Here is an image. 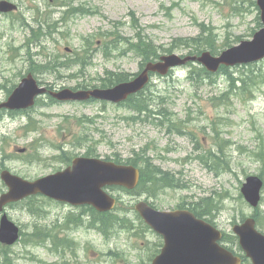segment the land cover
<instances>
[{"label":"rangeland","instance_id":"rangeland-1","mask_svg":"<svg viewBox=\"0 0 264 264\" xmlns=\"http://www.w3.org/2000/svg\"><path fill=\"white\" fill-rule=\"evenodd\" d=\"M7 1L19 10L11 15L0 14V101L6 96L3 88L19 85L29 72L56 90L95 84L105 73L138 75L148 61L143 55L145 45L149 49L154 45L158 56H192L194 48L200 53L219 54L237 43L252 40L262 28L256 0ZM81 50L95 56L86 76L71 78V71L58 68L57 62L52 70L36 72L37 66L54 56L68 57ZM193 68L182 66L166 77L152 79L145 91L152 111L138 109L130 102L52 106L40 103L27 114H6L0 120V172L4 164L15 174L35 180L63 170L62 164L51 161L57 148L82 156V141L87 134L99 141L97 157L101 158L118 153L128 159L133 150L138 152L151 143L148 156L183 184L164 193L159 191L158 199H150L157 208L175 210L181 203L185 208L196 207L200 213L204 205L208 218L228 234L234 224L248 217H253L257 229L264 233V187L258 210L241 193L250 176H261L264 182V60L222 70L212 81H204L201 74L196 75L195 82L189 80ZM227 90L233 93L225 98L222 94ZM43 101L48 103L47 97ZM165 108L168 114L163 130L148 123L151 112ZM89 118H94L95 123L90 124ZM78 120L84 121L82 126ZM172 125L173 130L182 133L169 134ZM19 149L26 152L19 153ZM36 151L44 161L28 163ZM11 155L14 157L8 159ZM5 190L0 178V194ZM113 193L121 196L127 210L146 199V195L119 190ZM70 211L80 212L40 200L8 206L10 218L29 237L26 243L21 241L10 247L11 255H0V264H10L11 260L14 264H148L161 249L160 237L141 225L134 238L125 233L115 238L118 219L110 216L106 225L111 241L81 230L69 236L78 243L72 252L59 248L57 254L53 253L51 244L43 246L45 226H52ZM32 233L41 237V244H30ZM228 245L243 259V264H251L238 242L230 240ZM110 251L119 252L114 253L117 262L106 256Z\"/></svg>","mask_w":264,"mask_h":264},{"label":"water","instance_id":"water-1","mask_svg":"<svg viewBox=\"0 0 264 264\" xmlns=\"http://www.w3.org/2000/svg\"><path fill=\"white\" fill-rule=\"evenodd\" d=\"M261 9V20L264 23V0H257ZM14 6L2 2L0 11L9 12ZM264 58V29L254 35L252 41L243 42L225 52L221 57L215 58L210 53L201 57L180 58L176 55L163 57L160 63H150L143 74L135 81L120 84L111 89L73 92L69 89L59 93L49 92L40 88L29 74L14 91L8 102L0 108L12 110L27 109L34 106L35 98L50 93L60 101H83L90 98L119 103L127 99L149 82V72L167 74L171 67L185 65L189 61H198L210 71L216 72L221 64L235 65L252 63ZM2 179L9 188V192L0 198V211L11 202L18 201L32 194L41 193L58 201L73 205L95 204L100 210L112 209L115 201L110 199L101 188L104 185H124L130 189L137 185L138 171L132 167H118L98 160L78 159L73 169L48 176L34 183H27L12 176L9 172L2 173ZM263 182L258 177H249L242 188L246 200L257 207L260 202V190ZM100 197L103 206L95 203ZM137 209L146 222L159 234L166 238L162 254L153 264H241V260L220 247L218 241L221 233L209 224L197 220L188 211L157 212L146 204H140ZM235 234L240 238V244L254 264H264V235L255 228V221L247 220L243 225L234 228ZM19 239V229L9 221L5 215L1 220L0 241L13 245Z\"/></svg>","mask_w":264,"mask_h":264},{"label":"trees","instance_id":"trees-1","mask_svg":"<svg viewBox=\"0 0 264 264\" xmlns=\"http://www.w3.org/2000/svg\"><path fill=\"white\" fill-rule=\"evenodd\" d=\"M193 41H195V40H193ZM196 42H198V40H196ZM210 45H212V43H211ZM151 46H152V49H149L148 46L145 45V47H146L147 49L143 52V55H144L145 57H147L148 59H154V58H157V57H158V50H157V48H156L154 45H151ZM193 51H194L195 53H198V52H199L198 48H194ZM85 54L87 55V59H88V58L90 57V56L88 55V52L86 51ZM136 54H137V55H140V53H136ZM141 55H142V54H141ZM144 56H143V57H144ZM145 57H144V58H145ZM86 63H89V62H86ZM51 65H52V63L47 62V63L44 64V65L37 66V68H36V72H37V73H38L39 71H41V72H47V71H49V70L54 69V68H50ZM59 66H62V65H59ZM202 72H204V71H202ZM208 77H211V75L208 74ZM128 78H129V75H127V74H114V75H112V76L108 79V82H107L106 84H104V83L102 84V88H108V87H111V86H113V85H115V84H118V83H120V82L127 81ZM190 79H193V76H192V75H190ZM3 89H6V87H4ZM147 89H148V88H147ZM147 89H146V90H147ZM147 97L150 98V96L147 95V94L145 93V91H143V93H141L140 95H138V96H134V97H131L130 100H129V102L132 103V104H135L136 107H137L138 109H145V110H148V111H152V110L149 109V107H150V103L148 102ZM38 104H40V102H38ZM157 113H158L159 115H161V116L164 118V119L160 122V125H162V127H164V125H165L166 122H167L166 119H165V116L168 114V113H167V110H166V109H160ZM1 119H2V114L0 115V120H1ZM168 121H171V119H169ZM173 127H174V126L172 125V126H170V127L168 128V133H174V131H176L177 133L180 132V130H178V129L173 130ZM145 172H146V169L143 170V173H142V180H141V183H140V185H139L138 190H140V189H144V188L146 187V185H145L146 182H145V178H144V174H145ZM162 180H163V179H159V180L154 179L153 182H152V184L150 185V187H156V185H157L156 183H160ZM138 190H137V191H138ZM100 219H102V218H100ZM229 240H231L230 237H229Z\"/></svg>","mask_w":264,"mask_h":264},{"label":"bare ground","instance_id":"bare-ground-1","mask_svg":"<svg viewBox=\"0 0 264 264\" xmlns=\"http://www.w3.org/2000/svg\"><path fill=\"white\" fill-rule=\"evenodd\" d=\"M241 9V8H240ZM249 79V78H248ZM246 81H248V80H246ZM247 84V83H246Z\"/></svg>","mask_w":264,"mask_h":264}]
</instances>
